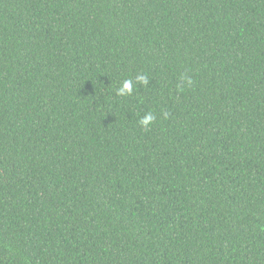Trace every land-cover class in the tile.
I'll use <instances>...</instances> for the list:
<instances>
[{
    "label": "trees",
    "instance_id": "1",
    "mask_svg": "<svg viewBox=\"0 0 264 264\" xmlns=\"http://www.w3.org/2000/svg\"><path fill=\"white\" fill-rule=\"evenodd\" d=\"M0 264H264V0H0Z\"/></svg>",
    "mask_w": 264,
    "mask_h": 264
},
{
    "label": "clouds",
    "instance_id": "2",
    "mask_svg": "<svg viewBox=\"0 0 264 264\" xmlns=\"http://www.w3.org/2000/svg\"><path fill=\"white\" fill-rule=\"evenodd\" d=\"M135 83L139 85H146L148 83V77L146 75L137 74L135 77ZM191 83V81H189ZM134 91V83L132 79H126L117 89V95L119 96H130ZM165 118H167V113L164 114ZM156 117L152 112H147L144 116L138 121V124L142 128L149 127L154 121Z\"/></svg>",
    "mask_w": 264,
    "mask_h": 264
}]
</instances>
